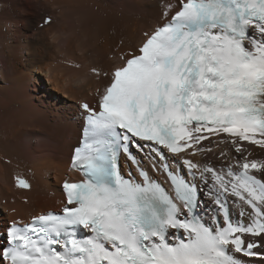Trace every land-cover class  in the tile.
I'll return each mask as SVG.
<instances>
[{"label":"snow or ice","instance_id":"snow-or-ice-1","mask_svg":"<svg viewBox=\"0 0 264 264\" xmlns=\"http://www.w3.org/2000/svg\"><path fill=\"white\" fill-rule=\"evenodd\" d=\"M163 15L122 63L91 69L109 82L80 105L83 179L64 181L59 211L0 230V264H264V159L245 146L264 155V0ZM221 145L234 163L192 159Z\"/></svg>","mask_w":264,"mask_h":264},{"label":"bare ground","instance_id":"bare-ground-1","mask_svg":"<svg viewBox=\"0 0 264 264\" xmlns=\"http://www.w3.org/2000/svg\"><path fill=\"white\" fill-rule=\"evenodd\" d=\"M173 2L0 0V230L58 211L64 199L60 184L78 180L69 161L82 127L80 103L97 104L98 91L109 82L103 72L122 63L121 51L137 48L145 31L162 24ZM245 146L254 153L250 159H264L262 150ZM227 147L192 159L219 169L234 163L219 156ZM18 177L28 190L16 187Z\"/></svg>","mask_w":264,"mask_h":264},{"label":"rangeland","instance_id":"rangeland-1","mask_svg":"<svg viewBox=\"0 0 264 264\" xmlns=\"http://www.w3.org/2000/svg\"><path fill=\"white\" fill-rule=\"evenodd\" d=\"M211 154H212V155H217V154H218V152H216V151H213V152H211Z\"/></svg>","mask_w":264,"mask_h":264}]
</instances>
